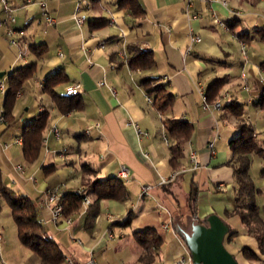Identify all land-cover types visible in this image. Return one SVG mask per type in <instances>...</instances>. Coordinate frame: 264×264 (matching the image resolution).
Instances as JSON below:
<instances>
[{"label": "crops", "instance_id": "crops-1", "mask_svg": "<svg viewBox=\"0 0 264 264\" xmlns=\"http://www.w3.org/2000/svg\"><path fill=\"white\" fill-rule=\"evenodd\" d=\"M45 1L55 19L52 24L43 18L38 0H10L15 7L13 27L23 32L18 45L9 42L7 25L0 26V80L6 90L8 76L15 69L36 65L17 94L14 120L0 124V169L6 187L35 201L46 234L65 256L59 264H68V260L81 264L91 254L96 264H147L141 260L143 247L134 232L148 228L155 229L161 240L151 250L148 264H179L182 257V264H192L176 230L188 228L192 222L186 206L191 183L199 189L200 219L216 213L228 222L230 231L237 232L225 245L238 262L264 264L259 243L231 212L237 185L229 163L230 140L239 135L241 124L250 125L260 151L249 155V173L264 220V0H225V4L222 0H192L188 12V0H139L144 11L140 16L120 7L118 0H81L78 12V0ZM75 14L85 16L83 24L76 23ZM4 15L0 5V19ZM216 18L228 28L217 24ZM192 33L201 41L193 43ZM40 44L45 45L41 56L32 48ZM130 46L151 50L154 66L149 70L132 68ZM59 72L66 79L55 91L66 95L68 85L79 83L81 93L75 96L81 99L82 108L62 113L43 90L46 79ZM148 77L158 78L173 95L168 108L161 111L147 100L142 80ZM218 79H222L219 88L208 91ZM201 90L206 96L209 92V109L203 108ZM4 100L5 94L0 95V111ZM215 101H221L220 109L212 107ZM234 103L236 107L229 106ZM44 110L50 113L49 125L37 161L29 163L22 154L23 143L13 139L22 137L26 124ZM164 119L190 121L193 130L180 162L189 167L191 151L199 162L198 168L181 173L170 189L159 185L161 177L176 171L170 163L174 140L167 136ZM130 122L148 135L139 136ZM53 124L59 127L58 138L50 130ZM211 142L213 154L208 148ZM255 164L261 170L260 177L255 170L257 178L252 172ZM121 165L130 173L123 181L125 199L101 200L93 224L87 222L88 208L83 205L68 215L70 223L64 219L53 222L52 205L45 201L48 189L61 187L70 192L85 188L89 178L118 177ZM147 183L153 187L141 196V186ZM2 198L0 195V264H40L28 247L8 239L2 224L7 215L1 208ZM178 202L183 218L175 215ZM129 213L130 223L121 225ZM170 218L169 227L163 229L161 224ZM243 247L257 258L245 257Z\"/></svg>", "mask_w": 264, "mask_h": 264}, {"label": "trees", "instance_id": "trees-1", "mask_svg": "<svg viewBox=\"0 0 264 264\" xmlns=\"http://www.w3.org/2000/svg\"><path fill=\"white\" fill-rule=\"evenodd\" d=\"M118 4L120 7H127L134 15L140 16L144 13L139 0H118ZM98 22L102 21L100 20ZM95 24H97V22H95ZM262 37L264 38V33ZM32 48L39 56L45 51L44 44ZM129 51L132 53V56L129 58V64L132 68L149 70L154 66L155 60L151 50L130 46ZM35 66V63H31L27 66L19 67L8 76L7 90L3 104V113L7 122H12L14 120L13 109L17 94L22 89L24 82L32 77ZM261 67L264 70V63H262ZM65 79L66 77L62 75V73H54L46 79L43 88V90L51 96L57 109L62 113H67L71 110L82 108L83 106L81 99L76 96L60 95L55 91V86ZM221 82L222 79L213 82L208 91H210V89H218ZM142 85L148 95L152 96L153 103L159 110L162 111L172 104L173 95L167 91L164 83L158 82V78H144L142 80ZM208 93L207 99L209 97ZM229 106L236 107L237 105L234 103ZM237 112L240 114L241 110ZM49 116L50 113L48 110L40 112L26 124L22 133V154L25 161L29 163L37 161L39 157L43 145L44 132L49 125ZM164 126L167 136L174 140V144L171 147L170 163L175 170H180L183 167L180 160L184 157V145L190 139L193 126L190 121L185 119H164ZM229 143L232 152L229 163L234 169V177L237 185L236 203L231 212L237 214L241 218L247 233L257 240L261 251H264V220L260 216L259 208L254 199L256 190L249 173V155L260 151L252 127L247 124H241L239 135L231 139ZM87 170L92 171L90 168H87ZM180 176L181 174L178 175L176 179ZM173 183L174 181L167 185H163V188L170 189ZM84 185L86 192L91 197V204L87 209V222H89V224H93L94 219L99 213L101 200H123L127 197V188L123 180L118 177L94 179L86 181ZM0 191L11 208V215L16 223L18 237L21 243L35 254L40 264L62 263L65 260V256L57 242L46 234L43 225L40 223L35 201L27 195L17 193L6 187L3 184L1 169ZM198 192V186L191 183L190 191L186 196V206L189 217L195 222H200L202 220L197 214ZM63 200V213L65 216L80 210L82 207V196L74 191L66 192L63 195ZM178 207L179 210L175 215L183 218V214L180 211V204ZM131 219L132 213H129L127 219L122 222L121 225H128ZM236 233V231H230L226 239ZM134 236L143 247L141 260L147 264L150 263L153 256L151 250L159 246L161 241L157 235V231L153 228L138 230L134 232ZM242 252L245 257L249 259L257 258V255L248 247H243Z\"/></svg>", "mask_w": 264, "mask_h": 264}, {"label": "built area", "instance_id": "built-area-1", "mask_svg": "<svg viewBox=\"0 0 264 264\" xmlns=\"http://www.w3.org/2000/svg\"><path fill=\"white\" fill-rule=\"evenodd\" d=\"M27 2H32V0H27ZM222 2L224 4L226 3L225 0H222ZM38 4L40 5L41 11H42V16L46 20V22H48L49 24L54 23L55 19L50 15V13L47 9V2L45 0H38ZM80 4H81V0H78V4H77V8H76L77 12L81 9ZM0 5L2 7L3 12L5 13L4 18L0 19V26H2L3 24L7 25L6 34L8 36L9 42L12 45H18V42H19L18 36H22L23 32L21 30H17L16 28L13 27V24L15 22V14H14L15 7L11 4L10 0H0ZM192 6H193V1L188 0L187 7H186L187 12L190 10V8H192ZM192 17L197 18V15L193 14ZM74 19L78 25H81L85 21V16L75 14ZM215 22L225 29L228 28V25L218 18L215 19ZM191 41L193 43H198L201 41V37L197 34L192 33L191 34ZM243 48H244V46H243ZM100 84H102V83H100ZM0 89L2 91L6 90L5 83L2 80H0ZM113 92L115 93L114 90H113ZM80 93H81V87H80L79 83H72V84L68 85L66 90H65V94L67 96H75V95H78ZM201 93L203 95V108L209 109L211 107V104L209 103L207 96L203 90H201ZM147 100L149 102H153L152 96L147 95ZM221 106H222L221 101H215L212 104V107L215 109H220ZM5 122H6V117H5V115L3 113V109H2L0 112V124L5 123ZM129 124H131L135 127L139 136H147L148 135V133L146 131L141 130L135 122H130ZM50 130H51V132H53L55 134V136L57 138L59 137L60 132H59L58 125L53 124L51 126ZM164 140L168 141L166 136H164ZM13 142L18 143V144H22L23 138L22 137H16L15 139H13ZM208 148L210 150V153L213 154L214 153V145L212 142L209 143ZM188 159H189V163H190L189 167L183 166L180 170L174 171L169 177H161V179L159 181V185H167V184L175 181V179L177 178V176L179 174L184 173L187 170H194V169L198 168L199 162L197 160L195 151H191ZM17 168L19 170H24L23 165H18ZM129 176H130L129 168L126 165H121L119 167V170H118V178L122 179L123 181H126L129 179ZM152 187H153V185L150 183L143 184L141 186L140 195L143 196V195L148 194ZM74 192H76L78 195L82 196V205H83L84 209H87L91 204V197L86 192L85 188L84 187L78 188ZM65 193L66 192H64V190L61 189V187H54V188L48 189L45 192V201L49 205H52L51 206V215H52V220L54 223H58L61 219H64L67 223H70V221H71L70 217H68V216L66 217L63 213V202H64L63 195ZM0 195H1V192H0ZM171 222H172V219L170 218L168 221L163 222L161 224V227L163 229H167ZM2 240H3V229L0 228V243L2 242ZM188 260L190 261V263L192 262L190 256H189ZM183 262H184V258L182 257L180 259L179 264H182ZM68 264H76V263L72 262L71 260H68ZM81 264H96V258L94 257L93 254H91L89 256L88 260L84 263H81Z\"/></svg>", "mask_w": 264, "mask_h": 264}, {"label": "water", "instance_id": "water-1", "mask_svg": "<svg viewBox=\"0 0 264 264\" xmlns=\"http://www.w3.org/2000/svg\"><path fill=\"white\" fill-rule=\"evenodd\" d=\"M176 230L189 250L192 264H241L225 245L231 229L220 215L211 213L200 222L192 221L188 228L179 226Z\"/></svg>", "mask_w": 264, "mask_h": 264}, {"label": "rangeland", "instance_id": "rangeland-1", "mask_svg": "<svg viewBox=\"0 0 264 264\" xmlns=\"http://www.w3.org/2000/svg\"><path fill=\"white\" fill-rule=\"evenodd\" d=\"M5 93H6L5 91H2V93L0 92V95H2L4 97ZM18 149H20V148L18 147ZM255 170H257V175L260 177L261 170H260V168H258V166H256V164L254 165V170H252V172L254 171V173H255L254 176L257 178L258 176L256 175ZM88 180L91 181L90 178ZM1 208H2L4 213H7L6 217L4 216L2 224H3L4 228L6 229L8 239L10 241H14L15 243H19L20 239L18 237L17 226H16V223H15V221L11 215V208H10V206H9V204L5 198L1 199ZM20 243H21V241H20Z\"/></svg>", "mask_w": 264, "mask_h": 264}]
</instances>
